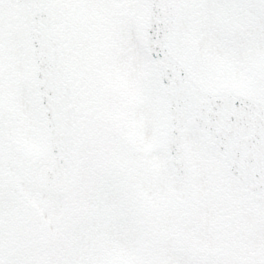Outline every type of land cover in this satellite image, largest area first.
<instances>
[{"label":"snow or ice","instance_id":"1","mask_svg":"<svg viewBox=\"0 0 264 264\" xmlns=\"http://www.w3.org/2000/svg\"><path fill=\"white\" fill-rule=\"evenodd\" d=\"M0 264H264V0H0Z\"/></svg>","mask_w":264,"mask_h":264}]
</instances>
